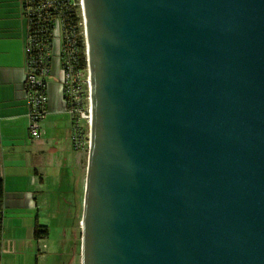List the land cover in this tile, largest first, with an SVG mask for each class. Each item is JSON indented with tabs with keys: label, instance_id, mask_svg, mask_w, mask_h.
Returning <instances> with one entry per match:
<instances>
[{
	"label": "water",
	"instance_id": "obj_1",
	"mask_svg": "<svg viewBox=\"0 0 264 264\" xmlns=\"http://www.w3.org/2000/svg\"><path fill=\"white\" fill-rule=\"evenodd\" d=\"M80 264H264V0H82Z\"/></svg>",
	"mask_w": 264,
	"mask_h": 264
},
{
	"label": "crops",
	"instance_id": "obj_2",
	"mask_svg": "<svg viewBox=\"0 0 264 264\" xmlns=\"http://www.w3.org/2000/svg\"><path fill=\"white\" fill-rule=\"evenodd\" d=\"M27 36L23 0H0V178L7 235L3 251L18 248L24 239L38 240L34 237L38 193L43 192L46 180L61 178L62 168L70 165L72 171L81 150H86L75 148L72 142L71 117L61 90L62 40L58 35L50 52L47 112L40 136H31L24 91Z\"/></svg>",
	"mask_w": 264,
	"mask_h": 264
},
{
	"label": "built area",
	"instance_id": "obj_3",
	"mask_svg": "<svg viewBox=\"0 0 264 264\" xmlns=\"http://www.w3.org/2000/svg\"><path fill=\"white\" fill-rule=\"evenodd\" d=\"M23 7L28 22L24 91L29 104L30 134L34 138L40 136L41 122L47 112L50 52L58 35L62 40L61 90L71 117L73 146L88 150L92 115L87 53L85 69L79 66L78 56L79 33H82L85 39L83 15L78 23V27L83 26L82 31L75 29L76 25L73 23L77 8L79 14L80 10L82 14V0H24ZM3 234L4 222L0 232L1 258Z\"/></svg>",
	"mask_w": 264,
	"mask_h": 264
},
{
	"label": "rangeland",
	"instance_id": "obj_4",
	"mask_svg": "<svg viewBox=\"0 0 264 264\" xmlns=\"http://www.w3.org/2000/svg\"><path fill=\"white\" fill-rule=\"evenodd\" d=\"M87 154V149L81 150L72 171L70 165L62 168L61 178L46 180L43 192L38 193L40 209L37 224L47 226L48 235L38 240L24 239L18 248L6 249L2 252L1 264H80ZM6 236L4 231L3 244Z\"/></svg>",
	"mask_w": 264,
	"mask_h": 264
},
{
	"label": "trees",
	"instance_id": "obj_5",
	"mask_svg": "<svg viewBox=\"0 0 264 264\" xmlns=\"http://www.w3.org/2000/svg\"><path fill=\"white\" fill-rule=\"evenodd\" d=\"M23 5H24V0H23ZM81 21V16L79 14V8L76 9V14H75V20L74 24L75 29L77 28L78 31H82V27H78V23ZM78 46H79V62H80V67L82 69H85L87 66V61H86V45H85V39L84 35L82 33H79V38H78ZM3 195H4V184L3 180L0 178V232L3 228V222H4V214H3V209H2V203H3ZM48 229L47 226L39 225L36 224L34 227V237L35 239H40L48 235ZM1 242V241H0ZM0 261H1V254H0Z\"/></svg>",
	"mask_w": 264,
	"mask_h": 264
}]
</instances>
